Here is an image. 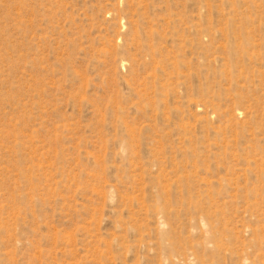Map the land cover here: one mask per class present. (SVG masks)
I'll return each mask as SVG.
<instances>
[{
	"label": "rangeland",
	"instance_id": "rangeland-1",
	"mask_svg": "<svg viewBox=\"0 0 264 264\" xmlns=\"http://www.w3.org/2000/svg\"><path fill=\"white\" fill-rule=\"evenodd\" d=\"M0 264H264V0H0Z\"/></svg>",
	"mask_w": 264,
	"mask_h": 264
}]
</instances>
